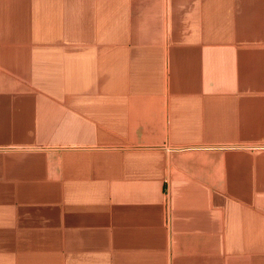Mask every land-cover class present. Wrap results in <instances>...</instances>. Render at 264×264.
<instances>
[{"label": "crops", "instance_id": "crops-1", "mask_svg": "<svg viewBox=\"0 0 264 264\" xmlns=\"http://www.w3.org/2000/svg\"><path fill=\"white\" fill-rule=\"evenodd\" d=\"M0 264H264V0H0Z\"/></svg>", "mask_w": 264, "mask_h": 264}]
</instances>
